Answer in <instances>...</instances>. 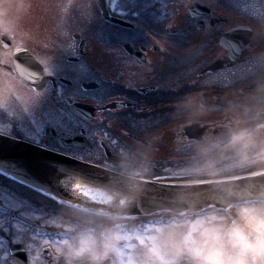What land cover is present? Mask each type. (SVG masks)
<instances>
[{
  "label": "flooded vegetation",
  "instance_id": "flooded-vegetation-1",
  "mask_svg": "<svg viewBox=\"0 0 264 264\" xmlns=\"http://www.w3.org/2000/svg\"><path fill=\"white\" fill-rule=\"evenodd\" d=\"M21 2L30 7L17 25H0V133L100 167L118 145L167 125L173 102L205 78L216 76L217 96L242 83L264 50V37L253 39L264 0H75L74 43L55 31L59 0ZM170 142L171 133L155 169L167 179L157 181L186 162ZM70 199L0 172V264H47V221Z\"/></svg>",
  "mask_w": 264,
  "mask_h": 264
},
{
  "label": "clouds",
  "instance_id": "clouds-1",
  "mask_svg": "<svg viewBox=\"0 0 264 264\" xmlns=\"http://www.w3.org/2000/svg\"><path fill=\"white\" fill-rule=\"evenodd\" d=\"M74 3L59 0L55 27L70 43ZM28 7L21 0L0 3L6 34ZM258 37L264 21L253 28ZM241 75L242 83L219 96L208 91L216 76L205 78L173 102L167 125L118 145L114 158L101 162L108 182L69 178L73 199L47 221L56 233L46 246L47 264H264V180L254 179L264 177V50ZM193 124L204 129L199 136L185 134ZM169 133L168 148L186 162L167 170L174 185L167 203L142 213L136 209L147 185L167 179L155 169ZM208 197L219 203L205 205Z\"/></svg>",
  "mask_w": 264,
  "mask_h": 264
},
{
  "label": "water",
  "instance_id": "water-1",
  "mask_svg": "<svg viewBox=\"0 0 264 264\" xmlns=\"http://www.w3.org/2000/svg\"><path fill=\"white\" fill-rule=\"evenodd\" d=\"M33 165H44L98 184L106 183L110 178V174L105 168L81 162L34 144L0 134V169L36 187L45 190L54 189L55 187L39 179L34 172L30 171V167ZM246 179L248 178H242L237 183L242 185ZM254 179L264 180V177ZM204 187L208 186L205 185ZM173 190L174 185L172 183L150 182L136 210L142 213L159 210L161 205L167 203V198ZM203 203L212 205L218 204L219 201L208 197Z\"/></svg>",
  "mask_w": 264,
  "mask_h": 264
},
{
  "label": "bare ground",
  "instance_id": "bare-ground-1",
  "mask_svg": "<svg viewBox=\"0 0 264 264\" xmlns=\"http://www.w3.org/2000/svg\"><path fill=\"white\" fill-rule=\"evenodd\" d=\"M30 171L34 172L35 175L43 180L44 182L49 183L50 185L57 187L61 191L66 192L69 194L71 197L72 193L66 186V181L73 177V175L61 172L59 170L44 166V165H33L30 167ZM89 181V180H87ZM95 183V182H94Z\"/></svg>",
  "mask_w": 264,
  "mask_h": 264
}]
</instances>
